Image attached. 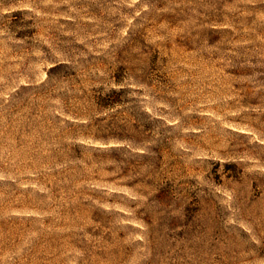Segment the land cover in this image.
<instances>
[{
    "label": "rangeland",
    "instance_id": "obj_1",
    "mask_svg": "<svg viewBox=\"0 0 264 264\" xmlns=\"http://www.w3.org/2000/svg\"><path fill=\"white\" fill-rule=\"evenodd\" d=\"M0 264H264V0H0Z\"/></svg>",
    "mask_w": 264,
    "mask_h": 264
},
{
    "label": "trees",
    "instance_id": "obj_2",
    "mask_svg": "<svg viewBox=\"0 0 264 264\" xmlns=\"http://www.w3.org/2000/svg\"><path fill=\"white\" fill-rule=\"evenodd\" d=\"M62 64H65V62L58 60V61H55L54 64L50 66V68H53V67H56V66H60Z\"/></svg>",
    "mask_w": 264,
    "mask_h": 264
}]
</instances>
